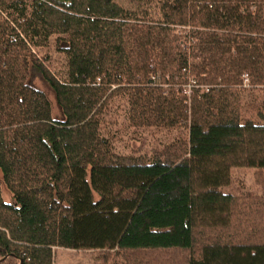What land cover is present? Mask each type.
<instances>
[{
	"label": "trees",
	"instance_id": "1",
	"mask_svg": "<svg viewBox=\"0 0 264 264\" xmlns=\"http://www.w3.org/2000/svg\"><path fill=\"white\" fill-rule=\"evenodd\" d=\"M158 4L0 0V264H53L54 246L111 251L103 264H264L263 176L260 194L222 190L233 168L264 171V0ZM51 38L62 76L37 54ZM116 94L135 126L186 139L117 157L100 132Z\"/></svg>",
	"mask_w": 264,
	"mask_h": 264
},
{
	"label": "rangeland",
	"instance_id": "2",
	"mask_svg": "<svg viewBox=\"0 0 264 264\" xmlns=\"http://www.w3.org/2000/svg\"><path fill=\"white\" fill-rule=\"evenodd\" d=\"M124 8L147 9L153 15H158L159 0H117ZM48 44L37 50L39 56L47 59L49 68L58 76H62L66 70V59L55 48L54 38ZM33 84L43 90L50 102L52 115L60 116L54 96L48 87L38 78ZM247 84V81H245ZM190 86L185 87V93H190ZM100 132L110 144L111 151L117 157L130 158L133 160H150L154 150L170 147L179 141L186 139V127H163V126H135L128 118V105L126 98L120 94L114 95L100 116ZM173 147V146H172ZM258 175V176H257ZM264 171L257 173L254 169L233 168L230 182L222 190L235 193L236 195L260 194L261 185L257 177ZM2 197L9 200V193L4 185H1ZM53 264H103L111 251L96 249H70L54 246Z\"/></svg>",
	"mask_w": 264,
	"mask_h": 264
},
{
	"label": "built area",
	"instance_id": "3",
	"mask_svg": "<svg viewBox=\"0 0 264 264\" xmlns=\"http://www.w3.org/2000/svg\"><path fill=\"white\" fill-rule=\"evenodd\" d=\"M243 79H244V83H245V81H247L246 75H243Z\"/></svg>",
	"mask_w": 264,
	"mask_h": 264
}]
</instances>
